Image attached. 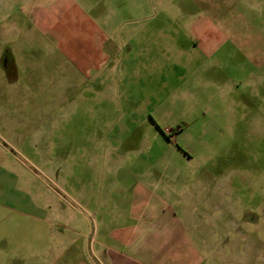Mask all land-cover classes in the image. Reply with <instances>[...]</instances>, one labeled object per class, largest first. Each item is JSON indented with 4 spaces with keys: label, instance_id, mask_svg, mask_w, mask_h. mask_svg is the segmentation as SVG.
Returning a JSON list of instances; mask_svg holds the SVG:
<instances>
[{
    "label": "rangeland",
    "instance_id": "rangeland-1",
    "mask_svg": "<svg viewBox=\"0 0 264 264\" xmlns=\"http://www.w3.org/2000/svg\"><path fill=\"white\" fill-rule=\"evenodd\" d=\"M105 5L118 27L117 60L130 54L89 112L69 98L53 138L31 142L18 123L28 125L43 99L14 97L0 76V232L28 234L22 222L34 219L38 234L59 232L66 214L57 203L78 210L67 191L98 184L111 163L118 195L151 171L166 207L182 217L191 201L189 214L212 218L223 246L239 250L238 263L224 264H264V0ZM29 203L46 207L35 216Z\"/></svg>",
    "mask_w": 264,
    "mask_h": 264
},
{
    "label": "crops",
    "instance_id": "crops-1",
    "mask_svg": "<svg viewBox=\"0 0 264 264\" xmlns=\"http://www.w3.org/2000/svg\"><path fill=\"white\" fill-rule=\"evenodd\" d=\"M109 14L105 0H0V76L14 97L43 99L33 106L36 116L28 125L18 123L30 128L31 142L65 128L61 114H67L71 98L89 112L90 98L106 96L103 88L130 54L117 60L118 27ZM119 172L109 163L98 184L84 180L69 189L78 210L57 203L66 214L54 223L59 232L38 234L36 219L22 222L28 234L0 232V264H224L230 257L239 262V250L223 246L225 235L214 230L212 218L189 214L191 201L178 216L164 205L160 194L166 187L151 171L133 175L134 185L118 195ZM127 193L132 201L119 202ZM45 207L25 208L36 216Z\"/></svg>",
    "mask_w": 264,
    "mask_h": 264
}]
</instances>
